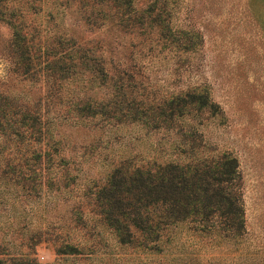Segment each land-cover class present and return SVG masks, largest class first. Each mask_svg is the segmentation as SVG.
Instances as JSON below:
<instances>
[{
	"label": "rangeland",
	"instance_id": "1",
	"mask_svg": "<svg viewBox=\"0 0 264 264\" xmlns=\"http://www.w3.org/2000/svg\"><path fill=\"white\" fill-rule=\"evenodd\" d=\"M49 1L24 23L33 77L24 76L23 62L13 52V28L0 22V95L40 101L50 114L61 113L76 85L53 86L45 75L65 51L60 40L75 41L101 58L108 85L118 71H132L133 97L149 112L134 124L54 120L50 135L64 160L60 180L0 204V259L5 264H264V0H180L166 17L167 34L159 38L150 28L125 30L109 20L89 26L75 5L52 8L57 1ZM59 87L65 101L57 99ZM106 92L94 86L89 94L105 101L112 98ZM188 92L203 94L207 105L188 103L183 116L170 121L155 115ZM178 143L190 161L193 155L224 153L237 158L247 230L243 244L218 247L209 237L183 234L155 252L118 243L100 220L95 194L116 165L123 159L146 164L162 155L175 159ZM24 253L29 256L21 261Z\"/></svg>",
	"mask_w": 264,
	"mask_h": 264
},
{
	"label": "trees",
	"instance_id": "2",
	"mask_svg": "<svg viewBox=\"0 0 264 264\" xmlns=\"http://www.w3.org/2000/svg\"><path fill=\"white\" fill-rule=\"evenodd\" d=\"M56 1V6L51 2L52 8L75 5L89 26L103 25L109 20L125 30L150 28L159 38L167 34L166 17L180 0H64L65 5ZM49 2L17 0L13 4L11 0H0V22H7L13 28L11 47L21 58L26 77H33L36 68L31 65L25 19L30 13L47 9ZM59 43L65 51L57 57L53 73L45 77L53 79V86L76 85L75 92L66 96L70 100L65 110L59 114L55 110L53 115L40 101L22 103L17 98L0 95V204L9 198L17 201L26 194L32 195L47 182L60 180L58 174L64 160L58 153V141L50 135V126L58 117L134 124L140 115H148L149 110L141 108L133 97L136 82L132 71H118L117 79L108 85L105 82L108 71L92 47H83L75 41ZM94 86L105 87L112 98L95 99L89 94ZM57 92H62L60 87ZM185 95L173 97L166 109L155 115L170 121L182 117L188 103L207 105L203 94ZM57 99L66 98L61 93ZM151 125L154 129L159 127V124ZM182 146L183 143L175 146V159H163L162 155L152 157L146 164L123 159L98 188L97 214L114 230L118 243L160 252L183 234L209 237L212 246L218 247L226 243L238 246L247 240L237 158L224 153L218 157L193 155L190 161L182 156L187 153L180 149ZM198 147L203 145L200 143ZM77 246L68 247L76 251ZM28 256L24 253L20 260ZM5 263L0 259V264Z\"/></svg>",
	"mask_w": 264,
	"mask_h": 264
}]
</instances>
